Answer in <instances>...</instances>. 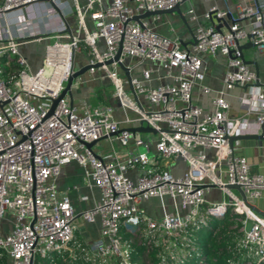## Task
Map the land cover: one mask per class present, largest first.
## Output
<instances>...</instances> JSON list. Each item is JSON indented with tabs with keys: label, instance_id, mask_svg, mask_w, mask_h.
I'll use <instances>...</instances> for the list:
<instances>
[{
	"label": "built area",
	"instance_id": "1",
	"mask_svg": "<svg viewBox=\"0 0 264 264\" xmlns=\"http://www.w3.org/2000/svg\"><path fill=\"white\" fill-rule=\"evenodd\" d=\"M181 0H0V55L10 58L13 69L0 76V264H34L51 259L52 252L76 256L92 264H135L118 228L138 231L145 242L159 244L160 259L178 261L192 250L191 231L207 226L209 217L228 211L239 221V236L234 247L247 256L245 264L264 260V215L244 202L238 192L225 186L237 183L249 203L264 190V175L250 171L243 155L234 153L223 133L249 131L246 113H252L254 132L264 135V79L260 85L249 84L238 95L243 115L227 117L228 101L224 88L253 81V70L237 55L234 40L249 39L257 49H264V0L241 2L234 15L209 5L217 16L229 13L227 27L214 28L202 23L191 6L185 15L193 22L192 41L180 45L175 36L157 31L152 21L158 13L131 18L143 10L167 8ZM24 5L41 6V14L54 15L56 22L42 31L52 36L43 44L39 64L30 69L18 49L17 37L6 22V12ZM74 17L75 30H64L65 16ZM91 21V28L84 22ZM239 19L245 20L244 24ZM95 38L102 41L99 50ZM84 46L85 68L91 73L99 68L112 85V93L122 109V121L139 120L154 128V151L162 158L179 155L185 166L179 174L166 168H143L152 162L146 150L149 144L119 128L109 104L87 106L81 111L71 105L64 94L57 98L50 113L46 108L57 95L72 69L73 54ZM118 48L116 60L124 55L155 62L169 81L144 84L129 74L135 98L123 89L116 60L104 63ZM230 51L231 56L227 55ZM219 53L225 56L220 81L222 88H211L201 82L202 57ZM12 55L10 57L9 55ZM43 65L48 71L43 72ZM150 66L139 69L143 79ZM76 81L80 80L78 75ZM197 86L208 93L210 109L190 100ZM262 87V88H261ZM130 111L127 114L126 111ZM113 135L119 145H141L118 157L96 156L83 141ZM198 147L200 150H194ZM204 149L210 150L206 155ZM74 160L80 165L88 186L98 189L99 196L90 205L74 209L65 189H58L55 177L62 163ZM139 164L134 179L125 169ZM212 183L223 195L218 200H205L204 191ZM150 196L159 200L160 215L149 217L139 209V202ZM163 197L172 205L167 209ZM82 221L97 218L98 234L93 239H71L75 217ZM235 222L233 220L232 226ZM253 257V258H251ZM50 264H55L51 261Z\"/></svg>",
	"mask_w": 264,
	"mask_h": 264
},
{
	"label": "crops",
	"instance_id": "2",
	"mask_svg": "<svg viewBox=\"0 0 264 264\" xmlns=\"http://www.w3.org/2000/svg\"><path fill=\"white\" fill-rule=\"evenodd\" d=\"M84 0H77L79 4H82ZM108 0H102V4H105ZM253 0H181L179 9L184 15L185 22H182L178 15L173 11L172 18L169 17L170 12L158 13V17L152 21L153 27L162 34L175 36L178 39L180 45H186L190 41L193 22L189 21L185 15V9L191 6L197 15V18L202 23H211L208 18H203L201 13L209 5H214L219 10H228L232 15L236 6L241 2L251 3ZM41 12V6L37 5H24L18 8L8 10L6 14V22L9 24L8 29L14 35H20L17 37L18 49L25 57L26 63L30 69H34L38 66L39 60L42 55L43 44L52 36L42 33L52 27L56 22L54 15H43ZM169 13V14H168ZM69 19L65 17V22L68 28L72 31L75 30L76 23L73 15H70ZM177 17V25L173 26L172 20ZM175 19V18H174ZM84 22L88 28H91V21L86 15H84ZM245 20L239 19L240 24H244ZM224 25L221 24L220 28ZM245 37L239 39L240 43H245ZM97 49L103 47L102 41L99 38L94 40ZM241 52L244 57L252 59L256 63L257 79H264V49H257L255 46H245L241 48ZM4 57V56H3ZM5 58V57H4ZM87 52L84 46H81L78 51L73 54L72 69L80 67L86 62ZM225 56L219 53H215L213 56L202 57V69L203 77L201 82L211 88H222L220 81L221 72L224 68ZM0 76L5 77L14 67V63L10 58L0 60ZM10 61V62H9ZM122 63L129 66V74L136 76L144 84L154 85L158 82L169 81V77L164 74L163 69L155 67V62L152 60L144 59L137 63L135 57L124 55L122 57ZM250 69L253 70L251 64H247ZM143 66H150L149 77L143 79L139 75V69ZM119 69V68H118ZM119 73L122 77V85L124 91L132 97V93L125 80V76L121 69ZM99 68H95L91 73L86 69L78 74L79 81H76L75 76L71 78L69 83V92L64 94L66 100L73 105L77 111H81L87 106L109 104L111 106V115L117 120L119 128H126L128 126L139 125V120L122 121V109L118 105L113 93L112 85L109 80L100 75ZM247 88V87H246ZM262 88V87H261ZM243 91L241 84H233L228 88H224V96L228 101V107L226 110L227 117H234L243 115L244 111L238 100V95ZM210 92H201L197 86H194L191 90L190 100L200 105L203 109H210L209 103ZM131 115L130 111H126ZM249 121V131L238 134H251L254 132V123L252 121V113H246ZM127 129V128H126ZM130 131V130H129ZM131 132V131H130ZM133 136L140 137L146 140L149 144L146 154L153 159L152 162H146L147 166L143 165V168H159L163 167L171 171L173 174H179L184 168L185 163L179 155H171L170 157H160L152 147V141L155 137L154 131L149 130H134L131 132ZM91 151L103 159L109 158L112 152L116 156H125L129 151L141 150L140 145H132L131 137L128 138L127 144L124 146L119 145L117 140L111 134L109 136H101L95 139L90 145ZM194 150H200L196 147ZM231 151L244 156L246 162L249 165L250 171H256L264 175V138L262 137H240L234 138L231 142ZM206 155H209L210 150L204 149ZM140 167L135 165L125 169V174L131 179H134L136 173ZM55 185L58 189H65L70 202L74 209H80L90 205L95 199L98 198V189L94 186H88L86 183V177L84 176L80 165L74 160H68L62 163L59 167L58 173L55 177ZM204 199L218 200L223 197L221 191L215 186H209L204 191ZM164 205L167 209H171L172 205L169 203L167 197H163ZM249 203L252 204L260 214H264V190L260 195L250 199ZM139 209L142 213L149 217L156 218L160 215L161 208L159 200L150 196L139 202ZM83 222L78 216L75 217V223ZM8 222L3 219L1 221L0 230L6 229ZM96 229V225L93 226ZM84 239L92 238L93 234L88 228H83Z\"/></svg>",
	"mask_w": 264,
	"mask_h": 264
},
{
	"label": "trees",
	"instance_id": "3",
	"mask_svg": "<svg viewBox=\"0 0 264 264\" xmlns=\"http://www.w3.org/2000/svg\"><path fill=\"white\" fill-rule=\"evenodd\" d=\"M0 60L5 58L0 55ZM226 212L208 219V225L202 233L191 231L193 248L182 253L178 261H171L167 257L160 259L159 244L146 243L145 238L138 235L136 230L120 226L118 232L122 242L127 244L130 258L135 260V264H245L243 259L247 255L234 247V227L229 226L233 220L227 218ZM73 238L72 235L71 239ZM63 255V258L57 261L58 253L52 252L51 259L45 258L34 264H50L51 261L55 264H92L88 260L78 261L76 256H69L65 252ZM107 264H114V261L109 259ZM258 264H264V260H260Z\"/></svg>",
	"mask_w": 264,
	"mask_h": 264
},
{
	"label": "water",
	"instance_id": "4",
	"mask_svg": "<svg viewBox=\"0 0 264 264\" xmlns=\"http://www.w3.org/2000/svg\"><path fill=\"white\" fill-rule=\"evenodd\" d=\"M170 11H174L178 17L181 19L182 22H185V18H184V15L182 14L181 10L179 9V4L178 3H174L173 5H171L170 7H167V8H160V9H156V10H143L142 12H139V13H135L131 16V18L133 19H137L138 17L140 16H145V15H148V14H152V13H162V12H170ZM208 20L212 23L213 27L218 29L220 27L221 24L224 25V27H227V20H229V13L226 12L224 14V16H217L215 13H214V10H211L209 11V14H208ZM64 30L65 31H69V28H68V25L65 23L64 24ZM249 36L250 34L247 33L246 36H245V43H240L238 42L237 40H234V43H235V49L237 50V55L240 57V59L246 63V64H251L252 67H253V74H254V77H253V81L250 82V83H242L241 86L243 88H245L247 85L249 84H254V85H260V82L258 81L257 79V70H256V63L254 60L252 59H249V58H246L243 56L242 52H241V48L245 47V46H252V42L250 41L249 39ZM190 41H192V35L190 37ZM117 55H118V48H116V50L114 51V53L112 54L111 57L109 58H106L103 60L104 63H107L111 60H116L117 58ZM227 55L228 56H231L230 54V51L227 52ZM116 64L118 66L119 69L122 70L124 76H125V80L128 84V87L132 93V97L135 98V94L131 88V85H130V82H129V74H128V71H127V67L121 62V61H118L116 60ZM89 65V63H83L80 67L76 68V69H73L66 77V79L64 80V83L62 85V87L60 88V90L58 91L57 95H55L54 97H51L50 98V101H49V104L46 108V114L50 113L52 108H53V105L55 103V101L57 100L58 97L62 96L63 94H68L69 92V83L71 81V78L78 75L80 72H82L83 70H85V68ZM128 130H130L131 132H133L134 130H149V131H154V128L146 123H142L141 121H139V125L137 126H128L126 127ZM225 140H226V143L227 145L231 148V142L234 138H240V137H262L264 138V135H262L260 132L258 133H251V134H227V133H223L222 135ZM94 140H88V141H83V144L88 148L90 149V145L91 143L93 142ZM208 185L210 186H213L212 183H207ZM225 186L227 187H232L234 188L240 198L246 202L252 209H254L255 211H258L256 209V207H254L252 204L248 203L246 200H245V197H244V194L243 192L241 191L239 185L237 183H225ZM264 215V214H263Z\"/></svg>",
	"mask_w": 264,
	"mask_h": 264
},
{
	"label": "rangeland",
	"instance_id": "5",
	"mask_svg": "<svg viewBox=\"0 0 264 264\" xmlns=\"http://www.w3.org/2000/svg\"><path fill=\"white\" fill-rule=\"evenodd\" d=\"M169 14V13H168ZM71 14H67L65 17L67 18V19H69V17H71L70 16ZM173 15H174V13H173V11H170V14H169V17L170 18H172L173 17ZM175 18V19H174ZM173 18V20H172V22L173 23H171V24H173V26L174 27H176V25H177V23H178V21H177V17H174ZM52 39V37H50L48 40H51ZM10 57H12V55L10 54L9 55ZM1 62V61H0ZM10 62V61H9ZM48 71V66H46V65H43V72H47ZM141 146V145H140ZM141 149H142V147H141ZM143 165H145V166H147L146 164H142V167H143ZM137 166H139V164H137ZM144 168H146V167H144ZM228 212V211H227ZM226 212V215H227V218L229 219V220H234V222H235V224H234V230H233V232H232V235H233V239H237V237L239 236V229H238V225H239V221L236 219V218H233L232 216V214L230 215V213L228 212L227 213ZM224 213V212H223ZM222 213V214H223ZM221 214V215H222ZM221 215H219V216H221ZM205 217H206V219H207V217H209V219L211 218L209 215H206L205 214ZM207 221H208V219H207ZM232 224H233V222H231V224L229 225L230 227H232ZM94 225H96V229L95 228H93V226ZM89 228L90 229V231L92 232V238H88V239H93L97 234H98V223H97V218L96 217H94V219L92 220V221H83V222H79V223H75V227H74V229H73V236H74V239H83L84 238V234H83V232H82V230H83V228ZM194 232L195 233H202L203 232V230H204V226H202V227H195L194 229ZM215 234V233H214ZM66 253V252H65ZM63 256L64 255H62V254H59L58 256H57V261H59L60 259H62L63 258ZM251 258H253V257H251ZM81 258H79L78 260H80ZM247 264V263H246Z\"/></svg>",
	"mask_w": 264,
	"mask_h": 264
}]
</instances>
